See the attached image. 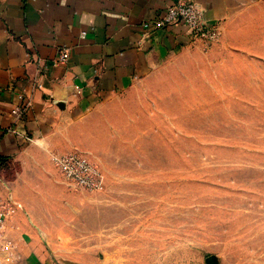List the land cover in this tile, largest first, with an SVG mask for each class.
Listing matches in <instances>:
<instances>
[{"label":"rangeland","instance_id":"rangeland-1","mask_svg":"<svg viewBox=\"0 0 264 264\" xmlns=\"http://www.w3.org/2000/svg\"><path fill=\"white\" fill-rule=\"evenodd\" d=\"M221 27L87 122L72 151L99 167V190L70 186L51 155L27 181L4 162L8 240L30 231L57 262L264 264V0Z\"/></svg>","mask_w":264,"mask_h":264},{"label":"crops","instance_id":"crops-1","mask_svg":"<svg viewBox=\"0 0 264 264\" xmlns=\"http://www.w3.org/2000/svg\"><path fill=\"white\" fill-rule=\"evenodd\" d=\"M178 1L186 0H0V163L20 162L17 176L26 181L42 176V161L85 142L87 122L99 112L180 48L203 46L183 24L142 26ZM193 1L209 24L224 28L259 0ZM62 47L69 55L57 62ZM8 219L0 248L14 242L12 264H79L52 259L30 231V239L11 242L18 218Z\"/></svg>","mask_w":264,"mask_h":264},{"label":"built area","instance_id":"built-area-1","mask_svg":"<svg viewBox=\"0 0 264 264\" xmlns=\"http://www.w3.org/2000/svg\"><path fill=\"white\" fill-rule=\"evenodd\" d=\"M183 24L195 40L211 41L216 35L217 25L209 24L203 10L193 0L178 1L162 9L160 16L152 22L144 21L145 29L158 30ZM84 34V33H82ZM69 51L62 47L57 62H65ZM39 85V84H38ZM40 86V85H39ZM27 107H14L12 113L19 115ZM52 161L62 178L70 185L88 191L102 187V173L99 167L78 151L55 153ZM12 212V206L0 200V242L5 233V222Z\"/></svg>","mask_w":264,"mask_h":264},{"label":"trees","instance_id":"trees-1","mask_svg":"<svg viewBox=\"0 0 264 264\" xmlns=\"http://www.w3.org/2000/svg\"><path fill=\"white\" fill-rule=\"evenodd\" d=\"M3 164V162L2 163H0V166Z\"/></svg>","mask_w":264,"mask_h":264}]
</instances>
